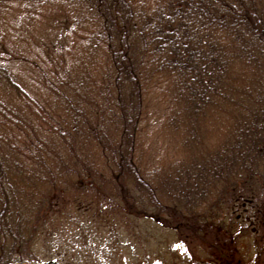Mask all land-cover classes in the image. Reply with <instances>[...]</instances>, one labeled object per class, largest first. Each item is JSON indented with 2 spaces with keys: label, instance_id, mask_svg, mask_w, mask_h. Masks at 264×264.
Returning <instances> with one entry per match:
<instances>
[{
  "label": "trees",
  "instance_id": "obj_1",
  "mask_svg": "<svg viewBox=\"0 0 264 264\" xmlns=\"http://www.w3.org/2000/svg\"><path fill=\"white\" fill-rule=\"evenodd\" d=\"M0 47V264L85 189L185 249L264 217V0H0Z\"/></svg>",
  "mask_w": 264,
  "mask_h": 264
},
{
  "label": "rangeland",
  "instance_id": "obj_2",
  "mask_svg": "<svg viewBox=\"0 0 264 264\" xmlns=\"http://www.w3.org/2000/svg\"><path fill=\"white\" fill-rule=\"evenodd\" d=\"M25 73L27 81L33 82L32 70L28 68ZM159 111V105L153 103L149 108V119ZM157 121L151 119L144 132L147 136L144 142L149 150L148 163L151 165L159 163L157 160L164 158L163 153L166 157V150H169L166 142L156 132L153 133L154 122ZM92 193V190L85 189L81 200L72 196L61 200L62 205L51 211L40 227L29 249L31 257L24 262L205 264L209 257L216 255L215 264H219L218 261H224L223 264H264V217L259 218L261 212L256 219L249 217L248 220L238 219L234 222L233 233L241 234L236 241L222 228H213L209 237L197 238L199 249H185L173 230L165 229L144 218L121 216L116 212V206L111 209L106 204L102 206L101 201L92 202ZM263 195L253 198L262 207ZM234 211H229V217L240 215L242 209L237 208ZM247 213L250 214V211ZM222 218L223 214L217 221L219 226ZM218 247L221 256L213 252Z\"/></svg>",
  "mask_w": 264,
  "mask_h": 264
},
{
  "label": "water",
  "instance_id": "obj_3",
  "mask_svg": "<svg viewBox=\"0 0 264 264\" xmlns=\"http://www.w3.org/2000/svg\"><path fill=\"white\" fill-rule=\"evenodd\" d=\"M3 264H38V263H33V262H19V261H8ZM42 264H58L56 262H46Z\"/></svg>",
  "mask_w": 264,
  "mask_h": 264
}]
</instances>
